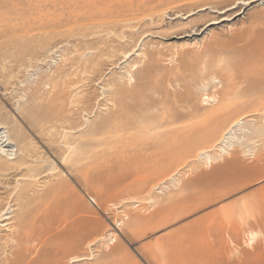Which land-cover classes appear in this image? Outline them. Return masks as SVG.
<instances>
[{
  "label": "rangeland",
  "instance_id": "obj_1",
  "mask_svg": "<svg viewBox=\"0 0 264 264\" xmlns=\"http://www.w3.org/2000/svg\"><path fill=\"white\" fill-rule=\"evenodd\" d=\"M212 1L8 2L10 23L0 18V36L8 40L26 31L42 41L28 44V52H0V84L14 75L10 93L16 96H4L0 85V114L27 135L45 169L32 187L38 193L58 188L57 204L40 196L38 208L26 215L43 217L56 207L54 218L75 223L68 230L76 239L59 252V264H264V0L248 6L243 4L250 0ZM207 3L222 9L197 13ZM231 6L236 9L219 14ZM224 16L232 20L205 29ZM30 58L28 68L18 63ZM38 83L37 97L65 84L63 106L47 121L73 128L77 142L90 125L118 110V93L125 89L139 95L140 105L123 98L121 106L160 132L106 134L92 141L89 159L77 170L62 167L52 152L63 147L60 130L48 137L32 129L35 136L20 122L17 104L29 100ZM215 108L222 111L205 137L188 146L178 142L202 128L206 110ZM7 134L0 131L1 141ZM155 146L170 154L162 158ZM16 150L15 142L0 147L9 160L20 155ZM159 160L167 165L162 174ZM15 180L0 184V205L8 212L2 219H11L0 222V264L12 261L15 242L45 230L33 218L20 225L12 220L19 215L11 202L20 189ZM72 257L82 261L71 263Z\"/></svg>",
  "mask_w": 264,
  "mask_h": 264
},
{
  "label": "bare ground",
  "instance_id": "obj_2",
  "mask_svg": "<svg viewBox=\"0 0 264 264\" xmlns=\"http://www.w3.org/2000/svg\"><path fill=\"white\" fill-rule=\"evenodd\" d=\"M9 1L10 0H0V6H2V7H0V18L4 19L8 23H10V21H9V15L10 14L8 13V11L12 10V9L8 10L7 7H6ZM181 1L182 0H170V2L172 4H175V3H178V2H181ZM236 2H239V1H236ZM253 2H254V0H250V1H245L244 4L243 3H238V4L239 5L243 4V5L248 6L251 3H253ZM96 4H98V3H96ZM218 4H220V3H218ZM221 4H224V3H221ZM216 5H217V3H216ZM208 6L213 8V9H217V10H221L222 9V8L219 9L217 6H214V4L211 5L210 3H207V4L203 5V6L201 5L200 7H198L197 8L198 9L197 13L206 11L207 9H209ZM96 8H98V7H96ZM172 8H174V7H172ZM233 9H236V7L231 6V7L227 8V9H225V11H220L219 14L220 15H225L228 11H232ZM93 11L94 10H92V12ZM191 12H192V9L188 10L186 13H191ZM180 13H182V11L178 10V12H176L175 15H178ZM108 14L111 15L110 12ZM194 14H189L188 17H190L191 15H194ZM239 15H241V14L240 13H236V14H234V17H237ZM229 17L230 16H224L220 20H211L205 25V29H208V27H211V26H214V25H219L220 23L229 22V21L232 20V18H229ZM23 22H25V21H23ZM106 24H108V23H106ZM4 29H6V28H4ZM27 29H28V26H27ZM25 30H26V28H25ZM11 31H8V33L11 32ZM19 32H20V30H19ZM31 32H29V33H31ZM35 33H37V32H35ZM39 36L30 35L26 31H23L21 35L19 34V36L17 35L16 37H12L11 39H8V40H6V39L4 40L5 37L4 36H0V39L3 38L2 40H4L3 41L4 43H0V52L1 51L2 52H7L9 50L12 51V50H16V49H17V51H20V52L23 51V50L27 51L28 44H34V45H37V46H39L41 44L42 40H41V38ZM31 48L33 49V47H31ZM26 51H25V53H26ZM23 53H24V51H23ZM126 55H129L128 52H127V54H125V56ZM31 59L32 58L28 59V62H26V63L23 60L18 61V63L20 64V66L24 65V66H26L28 68L30 66V62H31L30 60ZM5 61H7V60H5ZM9 61H10V59H9ZM0 66L3 67L2 65H0ZM72 67H74V66H72ZM17 74H19L18 71H17ZM14 78H15L14 75L13 76L10 75L7 78H3V82L0 84L2 86V89H3L2 91L5 93L4 96H10V98H11L10 100H13L14 97L16 98V96H12L11 95L12 93H10V90H11L10 87L13 85L12 81H13ZM41 85H42L41 83H38L35 86L33 85L34 87L32 89V93L30 94L29 100H27L24 103H18L17 104V105H19L18 109L20 110V112H19L20 116H21L20 122L23 123L24 126L28 129V131L31 134L35 135V136H36V134H35V132L32 129H37L38 133L46 134L47 136L50 135V133H51L50 131H52V130L56 131L57 133L60 130V132H61V142H62V146L63 147H58L57 149L56 148H52V152L55 153V154H58L59 156H61V163L60 164H61L62 167L64 165H68L71 170H77L78 167L80 166L79 164L81 162L86 161L87 159H89V155L91 153L90 146H92V141H95L97 138L102 137V136H104L106 134H110L112 137H116V136L117 137H121V136L128 135L131 132H133V133H135V135L138 133L137 135H138V137H140L139 136L140 134L141 135L146 134L147 136L150 135V133H151L150 131L151 130L152 131L155 130L157 132H160V131L157 130L159 126L158 127L155 126L156 127V128L154 127L155 129H153V128L149 129V128L145 127V125L142 126V124L144 123V121L146 119L143 120L144 118L138 117L134 113V111H132V108L130 109V108L127 107L126 103H125L126 107H124L125 106L124 104H123V107L121 106V103L124 101L123 98L124 99H128V100L131 99L133 102H135L134 104L140 105V103L139 104L137 103L139 95L134 94V93L130 92L129 90L125 89V90H122V92L118 93V96H120L122 98V100H123L122 101L119 98L121 103L119 102L120 105L118 104L119 106H117L118 110L115 111V112L114 111L110 112L108 115H106V117H104L99 122H97L96 125H94V124H93V126L90 125V127L88 128L86 133L81 135V137H82L81 140L77 142L75 136H73L76 133V132H74L73 128L67 127V126H63V125H61L59 127L58 126L55 127L53 125L54 123L47 121L49 119L51 120V117H49V116L52 113L56 112V110H59L58 108L63 106V103H64V97L63 96H64V94L66 92V89H67V88L65 89V84H63V85L61 84L59 89H57V87L55 85H53L51 87L50 92H48L47 94H44L43 97H37L36 95L40 94V92H41V88H42ZM42 106L45 108V112L44 113L38 112L39 111L38 109L41 108ZM220 111H222V109L218 110L217 108H215V109H212V110H209V111L206 110L207 117H203V118H206V120H208L207 123H205L202 128H200L198 131H196V133L194 135H192V137L188 136L189 138H187L184 135H182L184 137H179L178 138V142L180 144H182V145L185 144V146H188V145H190L192 143L198 142L201 138L205 137V135L213 129V127L215 125V122H216V120L219 117ZM59 113H61V112H59ZM55 119L52 118V120H55ZM67 121H69V120L66 118L65 122H67ZM54 122H57V121L55 120ZM236 122H238V121H236ZM46 126H48V128H46ZM181 126H183V125H181ZM2 130H6L8 134H7V139H2V141L0 139V147H7L8 145H10V143L15 142V144H16V146L18 148V150H16V153L17 152L20 153V155L17 158L12 159V160H9L8 158L7 159L3 158L2 154L0 153V184L3 185L5 183H9V181L12 180V179H14V180L16 179L15 180V185H16V187L20 188L19 191L14 196L13 200L11 201V202H15L16 206L19 208V211H18L19 215L17 214L18 216L15 219H12V220H15L20 225L21 223H24V221H26L28 218H30V219L33 218L35 223L42 224L45 227L44 231L38 232V233L36 232L31 237L25 236L24 240H21V241L19 240V241L15 242L16 251L12 253L13 259L8 264H59V263H61L60 260H62L60 257H62L64 259V256H60L59 257V252H61L62 248L65 245H67V244L69 245L70 243H73L74 240L76 239L75 232H70L68 230V227L75 226V223L71 222L70 224H68L69 223V222L67 223L68 220H57L56 218H54V215H55L54 213L57 210L56 207L54 208V210L46 209L45 210L46 211V215L43 216V217H41V216L40 217H33V216L26 215V214H28V210L29 209H31L33 207H35V208L37 207L35 205V200H38L37 198H39L40 196H46L47 198L51 197L52 200L54 202H56V204H57L58 198H59L58 197V188H57L56 185H52V186H49L48 188L46 187L45 190L43 191V193H38L32 187V185L37 182L38 177L41 176L45 172V169L40 166V161L37 159L35 153L32 151L31 146H29L26 143V141L28 139L27 135L24 132H22L21 128H19L16 125L15 126L12 125L10 120H9V118H7L3 114H0V131H2ZM166 130H168V128ZM166 130H165V132H166ZM161 131H162V129H161ZM148 132H150V133H148ZM163 132H162V134H163ZM177 132H179V130ZM171 133H173V131ZM157 134H159V133H157ZM168 134L169 133H167V135ZM57 135H59V134H57ZM167 135H165V136H167ZM52 136H54V135H52ZM52 136H51V138H52ZM131 137H132V135H131ZM174 138L177 140L176 137H174ZM174 138L170 139V141L171 142L176 141V140H173ZM131 139L129 138V140H131ZM157 139H160V138L158 137ZM161 139H162V137H161ZM161 139H160V141H163ZM134 140L135 139H133V141ZM167 141H169V140H167ZM167 141H165V142H167ZM76 142H77V144H76ZM79 142H82V143L79 144ZM130 142H132V141H130ZM157 142H159V141L157 140ZM167 143H169V142H167ZM156 144H158V146H159V143H156ZM59 146H60V143H59ZM151 146H152V144H151ZM158 146H155V149H154L155 151L152 150L153 153L159 151L157 153H159L162 158H165V156H168L170 154V152L162 150L164 147H162V146L158 147ZM156 147H158V149ZM156 149H157V151H156ZM164 150H166V149H164ZM223 152L226 153L225 151H223ZM157 156L158 155H156V157ZM147 157H148V155H147ZM139 159H140V157H139ZM142 159H144V158H142ZM159 161L161 162V160H159ZM162 162H165V161H162ZM162 164H161L163 166L162 170L158 169V170H161V174L164 172L163 171L164 169L166 170L165 166H167V165H164V163H162ZM159 166H160V164H159ZM160 168H161V166H160ZM138 169H139V165H138ZM158 170H157V172L155 171L157 174H158ZM143 172H145V171H143ZM158 177H159V175H158ZM150 179H152V178H150ZM9 198H11V197L9 196ZM51 198H49V199H51ZM4 199H6V197ZM41 205H43V204H41ZM5 207L6 206L0 205V222L1 221H5V220H8V221L11 220L10 218H6L5 220L2 219L8 213V212L5 211V209H4ZM42 207L40 206L41 209H42ZM62 211L63 210H61V212ZM8 225L9 224H6V226H8ZM24 225H22V226H24ZM72 231H74V230H72ZM255 237H256L255 234L251 233L252 240H254ZM52 242H54V243L51 244ZM34 244H36V247H34V248L27 247V245H32L33 246ZM48 245H50V247H46ZM33 252H36L37 255H35L36 256L35 258H32L33 255H31V258H30V254L33 253ZM60 255H62V254H60ZM70 261H71V263H76V262H79V261H82V260H78V258H73L72 257L71 259H69V262Z\"/></svg>",
  "mask_w": 264,
  "mask_h": 264
}]
</instances>
